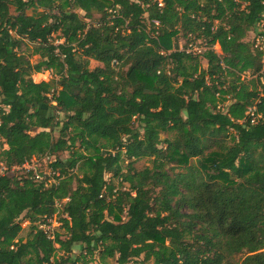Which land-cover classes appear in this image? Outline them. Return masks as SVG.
Masks as SVG:
<instances>
[{
    "label": "trees",
    "instance_id": "16d2710c",
    "mask_svg": "<svg viewBox=\"0 0 264 264\" xmlns=\"http://www.w3.org/2000/svg\"><path fill=\"white\" fill-rule=\"evenodd\" d=\"M263 22L264 0H0V164L58 174L0 175V264H264ZM58 214L64 239L36 225Z\"/></svg>",
    "mask_w": 264,
    "mask_h": 264
},
{
    "label": "rangeland",
    "instance_id": "374dc122",
    "mask_svg": "<svg viewBox=\"0 0 264 264\" xmlns=\"http://www.w3.org/2000/svg\"><path fill=\"white\" fill-rule=\"evenodd\" d=\"M161 6H162V4H161ZM11 12L14 14V9L13 8L11 9ZM29 13H32V11H30ZM80 15L83 16L84 13L80 12ZM258 29H259V31H261L262 30V26L260 28H258ZM256 37H257V35L255 33H251L248 36L247 41L248 40L249 41L256 40ZM54 38H57V36H54ZM62 42H63L62 40H56L54 44L55 45H59V44H62ZM25 43H27V42H25ZM177 43L180 46V49H184L185 48V40L183 38H181V37L178 38ZM189 45H188L187 49L192 51V52H194V53L202 54L204 52V50H203L204 47H203V44L201 42L196 43V44L192 43V44H189ZM215 50H216L217 53H219V54L221 53V50H220L219 46H216ZM22 51H26L27 55H30L33 52V45L32 44H28V43H27V45H23ZM38 59H39L38 56H33L31 58V61L33 63H35V62L38 61ZM86 60L88 61V65H87L88 69L93 70V69H95L97 67V62L96 61H94L92 59H86ZM263 64H264V58H263ZM131 65H132V63L129 61V62L125 63V65L119 66L117 68V71H116L115 75H114V80L115 81H124L125 80V75L129 71V68H130ZM202 68L203 69H207L206 61H204L202 63ZM54 78H56V77L53 74V72H51V71L50 72H44L42 74L33 76V79H34V81L36 83H40L42 81L48 82V81H50V80H52ZM243 79H245V77H243ZM247 79H252V77L248 75ZM60 116H61V119H63V115H60ZM56 131L59 132V130H56ZM57 132L55 133L56 137H58V135H59V133H57ZM162 137L163 138H171L172 135L163 134ZM162 147L164 148L165 146H162ZM68 157H69L68 153H64L63 155H61V159H63V160L68 159ZM193 161L194 160H192V162ZM53 162H54V157H49L48 158L46 156V157H42V158H36V160L34 161L35 164L31 165L30 171L35 169V172L38 175H41V179H37V180L43 181V180H45L46 177H49L48 175L51 174V166H50V164L53 163ZM147 167H149V168L152 167L151 160H149V159L139 160V161H137L135 163V168L138 169V170H142V169L147 168ZM27 173H28V170H20L18 168H14L11 171H9V170L7 171V168L3 164H0V175L4 174L6 176H23V175L26 176ZM74 173L76 175H78L80 178L82 177V174L80 173L79 170H75ZM106 178H107V180H110V176L109 175L106 176ZM53 182H54L53 178L49 180V184H51ZM67 201L68 200H63L60 203H57L56 206L58 208H62L64 203H66ZM60 218H61V216H59V214L55 215L50 221L52 223V226L49 229H47V228L46 229L48 231H50L51 233H53V234H54V232L62 234L63 235V239H64L65 238V234H64V230L61 227L62 224H61V222L59 220ZM20 223H21V225L23 227V231L20 234V238L26 239L28 234H29L31 224L24 217H22L20 219ZM38 224L40 225V228H41V223L38 222L36 225H38ZM73 253H75V255H79L80 254V250L78 248H75ZM59 255H63V253H59ZM141 260H142V258H140L137 261H141ZM109 263L110 264H116V261L109 260ZM92 264H99V263H98V261H95ZM130 264H141V263L140 262H131Z\"/></svg>",
    "mask_w": 264,
    "mask_h": 264
},
{
    "label": "built area",
    "instance_id": "2783aa9c",
    "mask_svg": "<svg viewBox=\"0 0 264 264\" xmlns=\"http://www.w3.org/2000/svg\"><path fill=\"white\" fill-rule=\"evenodd\" d=\"M160 6H161V4H160ZM263 24H264V22H263ZM256 47L259 48L261 51H264V38H263V37H260V36L256 37ZM190 48H191V47H190ZM188 51H190V50H188ZM198 51H199V50H198ZM190 52H191V51H190ZM47 157H48V156H47ZM48 158H49V157H48ZM35 160H36V159L31 160L30 162L25 163L23 166H21V167H15V168H18V169H20V170H28V172H29L30 169H31V165H34V164H35V163H34ZM13 169H14V168H13ZM7 171H8V169H7ZM32 172H34V175H35L36 179H41V175H38V174L35 172V169L32 170ZM2 175H4V174H2ZM53 175H58V174L51 172V174L48 175V176L50 177V176H53ZM66 200H69V199H66ZM59 203H60V202H59ZM45 219H46V218H45ZM51 219H52V218H50V219H49V218L46 219V220H47L46 222H45L44 219H43L42 222H41V229H43V230L45 231V233L49 236V238H53V236H51L52 233H51L50 231L47 230V229H49V228L52 226V223L50 222ZM46 228H47V229H46Z\"/></svg>",
    "mask_w": 264,
    "mask_h": 264
}]
</instances>
